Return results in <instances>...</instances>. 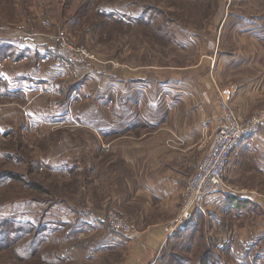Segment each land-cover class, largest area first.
I'll return each instance as SVG.
<instances>
[{
	"label": "rangeland",
	"instance_id": "obj_1",
	"mask_svg": "<svg viewBox=\"0 0 264 264\" xmlns=\"http://www.w3.org/2000/svg\"><path fill=\"white\" fill-rule=\"evenodd\" d=\"M182 1L186 4L182 9L161 1L157 10L153 11L155 19L151 25L141 22L113 27V24H110L113 20H105L106 23L103 22L99 26L100 7L117 11L127 18H140L144 0H0V28L10 27L11 32L25 30L27 40L31 38V41L37 43L30 45L26 62L28 67L25 68H34L36 72L37 68L46 70L51 78L50 82L37 83L36 87H32L35 89L32 92L34 94L28 92L24 95L21 92L18 96L0 101V124L12 126L8 134L0 137V176L7 172L18 174V179L12 181L4 179L0 187V238L6 239L0 244V264H45L36 256L28 260L22 259L15 251L18 245H14L12 250H6L9 248L7 244L11 241L8 238V228L4 226L7 221L47 225L51 218L58 217L51 209L54 203L60 201L59 207H71L76 204L73 203L74 200L84 199L86 195L96 191L90 183L91 178H95L96 175L91 172L80 173L79 168L76 169V175L73 171L66 172L65 168L57 170L58 173L53 172L50 160L56 155H65L74 150L78 158L75 162L78 161L80 166L84 163L83 158H86L84 154H98L97 149L102 148L105 152L103 159L102 156H97L96 160L92 159V164L94 167L99 165V173L106 172L107 178L112 176L113 180H116V176L119 175L120 179L118 182L115 181L116 187L120 188L119 193L124 196L132 168L122 161L107 159L110 153L114 152L112 142L117 138L121 141L128 140L130 136L142 137L147 134L150 129L143 127L147 124H141L145 121L146 114L162 112L164 79L174 78L172 74L175 72L191 76L202 85L204 98L208 94L209 99L212 102L216 101L220 108L223 95L219 87L217 88L216 66L212 69V63L215 61L212 59L214 51H211V48L216 41L215 31L224 25L222 30L225 33L224 44L221 45L225 50L237 41L233 39L232 34L252 31L264 35V17L260 16L261 13L264 15V7L260 8V13H255L260 17L245 19L242 15L231 16L233 9L227 3L228 0H217L210 17L206 19L207 8L189 15L185 12L192 3ZM237 12L242 14L240 11ZM177 14L183 15L181 19ZM220 19L222 20L217 26ZM158 26L162 27L159 31L156 30ZM166 31L169 32V36L165 34ZM44 42L46 46H54L57 55L67 62V66L69 63L74 65L70 76L54 79L49 66L38 62L39 58L34 55L33 50L35 47L45 50L42 47ZM65 42L74 50H87L93 59H83L82 54L79 59H82L81 61L69 60L59 53V46ZM250 42H256L258 47H264V37ZM245 46H249V43ZM14 55L12 53L10 63L5 65L9 70H17L23 66L22 63L13 66L17 61ZM50 57L48 61L43 59V63L51 62L52 54ZM262 57L264 58V55ZM57 62L60 63L59 59ZM224 73L227 74V70ZM254 73L257 75L252 77L253 79L263 78L261 70H255ZM76 87L79 89H75ZM209 91L212 93L209 94ZM214 92L218 93L219 99L214 98ZM263 95L262 88L257 97V104H252L253 109L246 118L264 107ZM218 115L219 113L216 118ZM166 126L165 121V124L162 123L157 128ZM99 128H105V131L100 130L99 133L95 130ZM213 135L212 129L203 131L204 142L206 140L208 142L196 154L200 160L210 149ZM121 137L122 139H119ZM106 154L107 158L104 157ZM237 160H235L237 164L232 160L229 166L227 165L224 174L226 184L237 192L234 196L247 199L249 195L242 196L240 193H254L257 197L264 198V172L258 170L255 160L251 157L243 156ZM189 170L185 186L193 175L195 166ZM126 174L127 177L124 176ZM123 179L125 181L122 182ZM34 184L38 188L34 187ZM104 193L108 194V191ZM121 205L113 207L108 205L102 212L116 210L134 224L135 220L126 212L130 211L128 205ZM259 211L253 208L249 212L246 211L247 213L240 211L242 214H238L233 210L234 218L233 214L225 217L217 205L210 212H205L215 214L214 218H208L206 215L204 218L219 225L223 222L226 228H230L224 233L217 229L211 231L212 235L218 233L220 237L223 235L220 244L222 245L225 241L234 243L241 233H248L249 239L257 234L262 237L260 225L264 218L260 219L257 214ZM179 213L180 210L168 228L177 220ZM219 214H222V217ZM163 218L162 215L154 217L155 220ZM102 223L101 231H94L97 234L86 231L78 233L77 238L70 236L67 230L60 229L61 233H57L50 227L52 235H57L56 239L52 236L51 242L40 249L42 252L40 254L49 255L50 250H53L60 255L74 258H69L68 262L64 261L65 264H132L130 254L133 253L131 250L133 246L127 245L125 240L120 241L119 246H113L116 240L112 236L116 231L109 228L104 218ZM246 223H249L251 228H245ZM41 237L42 234L39 240ZM152 239L158 240L159 250L156 262L151 264H161L159 257L163 255L162 251L167 244L166 242L163 245L165 236L157 238L153 236ZM57 241L58 249L55 245ZM92 243L95 247L90 248ZM86 244L89 246L86 247ZM197 245L198 241L195 240L190 245L192 246L190 251L182 252L177 249L174 254L197 259L199 254L197 251L200 249L195 250ZM168 246L166 247L168 253L176 249L173 245L170 249ZM262 246L259 245L253 252L261 253Z\"/></svg>",
	"mask_w": 264,
	"mask_h": 264
},
{
	"label": "crops",
	"instance_id": "obj_2",
	"mask_svg": "<svg viewBox=\"0 0 264 264\" xmlns=\"http://www.w3.org/2000/svg\"><path fill=\"white\" fill-rule=\"evenodd\" d=\"M263 2L264 0L227 1L233 9L231 16L239 17V15H242L245 19L264 17L262 13L260 16L255 14L261 12L264 7ZM237 11L242 12V14ZM222 19L218 21L217 26ZM223 28L224 25L221 29L219 26V29L215 31L214 40L216 41L211 48V51H214L212 53L214 58L212 59L215 61L212 63V69L216 66L215 77L218 81L215 79V83H218L217 88L219 87L218 89L223 97L233 105L240 119L244 120L251 113L252 104H257L260 90L264 89V58L262 57L264 47H258L256 42L251 43L250 40L263 38L264 35L252 31L232 34L233 39L237 41L225 50L221 45L224 44L225 37V33L222 31ZM27 36L25 30L11 32L10 27L3 26L0 28V101H3L4 98L18 96L21 92L27 95L28 92L35 91L32 87H36L37 83L45 84L47 81H51L48 71L37 67V72L34 68H25L28 67L26 65V62H28L27 56L29 55L28 50H30L31 44L35 43L31 41L30 36V40H27ZM227 37L229 38V36ZM247 43H249V46H245ZM42 47L46 51L35 47V50H33L34 55L39 58L38 62L41 65L47 64L49 66L54 79L65 78L72 74L74 65L69 63L67 66V62L57 55L54 46H46V42H44ZM12 53L15 54L14 57H17L15 59L17 61L13 66L16 67L17 63H22L23 66L18 67L20 69L9 70L5 67L10 63ZM50 54L53 56L52 61L43 63V59L48 61L47 59L51 58ZM57 59L60 63L57 62ZM226 70L227 74L224 73ZM255 70H261L263 78L260 80L258 77L253 79L252 77L257 75L254 73ZM42 74L45 76H41ZM89 75L87 74V76ZM172 76L174 78L162 81V112L146 114L145 118L147 120L142 118L145 119V123L142 122L141 125L147 124L143 127L150 129H147V134L142 135V137L130 136L128 140L114 139L112 142L114 152L110 153L109 158H107V154L104 156L107 159H114L115 162L122 161L123 164L132 168L129 173V182H126V194L124 196L119 193L120 188L116 187V182H118L120 176L117 175L116 180H113L112 176L107 178L106 172L99 173V165L94 167V164H92V159L96 160L97 156H102L103 159L105 152L102 148L97 149L98 154H84L86 158H83L84 163L80 166L78 161L75 162L77 157L74 150L73 152H67L65 155H56L55 158L50 160L54 169L52 171L56 173L59 172L57 170L65 168L66 172L73 171V174L76 175V169L79 168L80 170H77L80 173L88 171L96 175L95 178H91L90 183L99 195L97 196L96 191H93V193L86 195L84 199L74 200L73 203L76 204L71 207H59L60 201L54 203L51 209L55 211L53 214L58 215V217L56 219L51 218L47 223L48 228L51 227L50 229L57 231V233L67 230L70 236H75V238L78 237V233L86 231L97 234L94 231H101L102 220L107 211L102 212L104 208L108 205L112 207L115 205L122 206L121 204L128 205L130 211L126 212H129L128 214L135 220V232L126 236L111 230L114 232L112 237L116 240L113 246H119L120 241L123 240L127 242V245L133 246L131 247L133 253L130 254L132 264L156 262V255L159 250L158 240H154L152 237H166L168 225L178 215L189 169L194 168V166L196 168V164L200 161L196 154L208 142V140L204 142L203 131L212 129L214 134L215 118L219 113L217 102H212L208 94L204 98L203 88L199 82L183 72H175ZM146 82L149 83L148 80ZM75 89H79V87ZM72 91L73 89L70 95ZM211 93L209 91V94ZM213 96L219 99L218 93L214 92ZM165 121L166 127L157 128L160 124H165ZM204 124L205 130H203ZM11 127L0 124V137L8 134ZM95 130L100 133V130L105 131V128ZM119 139H122V137ZM236 153L230 157L228 166L232 160L237 164L236 159L239 161L241 157L248 156L255 160L258 170L264 172V130L241 140L236 148ZM197 159L199 160L195 164ZM103 163L106 166L104 161ZM124 176L127 177V174ZM123 181L125 180L123 179ZM106 190L108 194L104 193ZM231 195L234 196V194ZM222 199L223 197L209 209L203 208L199 211L210 212L217 205L221 209L222 205L220 204H224L223 206L231 208L233 218V210L237 211L238 214H242L240 211L249 212L253 208L257 211L260 210L257 213L260 219L264 218V198L257 197L254 193L247 197L248 200L253 202V205L248 208H236ZM157 215H162L164 218L155 220L154 217ZM219 216L222 217V214H219ZM215 228H219L218 223L214 224ZM245 228H251L249 223H246ZM226 229L230 230L229 227ZM260 229L262 237L257 234L249 239L248 233H241L237 241L236 237L234 243L228 242L230 247H228L227 264H264V222L260 225ZM222 237L223 235L221 239ZM261 244L263 245L261 253H254V249ZM87 246L89 244H86ZM92 247H95L93 243L90 245V248ZM60 257L66 262L71 258L62 254Z\"/></svg>",
	"mask_w": 264,
	"mask_h": 264
},
{
	"label": "trees",
	"instance_id": "obj_3",
	"mask_svg": "<svg viewBox=\"0 0 264 264\" xmlns=\"http://www.w3.org/2000/svg\"><path fill=\"white\" fill-rule=\"evenodd\" d=\"M161 1H164L166 5L175 6L178 9H182V7H185L186 5L182 0H144V3H142L143 6L142 7L143 10L141 11L142 16L140 18H127V16H124V14L122 15L117 11L105 10L104 7H100L98 9V12L101 17V20L98 21L99 26L100 24H103L105 20H113V23H110L113 24V27L116 25L120 27L121 25H128L132 23L137 24L141 22L146 23L147 25H151L155 19V14L153 11L157 10V7L161 4ZM187 1L191 2L192 4L188 5V11L185 13H189V15H192L194 12H199L201 9L203 10L207 8L208 13L205 16L206 19L210 17L211 15L210 13L213 10V5L217 4V0H187ZM177 16L181 19L183 15L177 14ZM105 23L106 22H104V24ZM160 28L162 27L158 26L156 27V30L159 31ZM165 34L167 36L170 35L168 31H166ZM4 179H10L11 181L12 179H18V174H14V172L13 173L7 172V174L5 173L1 175L0 187L1 185H3ZM34 187L38 188L36 184H34ZM222 200L225 202H229L231 206L233 205L236 208H248L250 205H253V202H251L250 200L243 198L240 199L231 194H225ZM199 210L200 209H198L195 212L194 218L192 220L185 223L183 228L178 230L168 239V242L164 250L162 251L163 255L159 257V259L161 258V264H171V263L227 264L226 260L228 259V251H229L228 247H230L229 243L225 241L223 242L222 246L220 245L221 243L219 244V241L221 240L219 233L213 235L211 234L212 233L211 231H213L214 229L215 221L211 222V220L208 221V219L206 218L208 216V218L213 219L215 214L213 215L212 213L209 214ZM221 211L222 213H224L225 217L229 214H232L231 208L227 206L224 207L222 206ZM204 215H206L205 218ZM4 226L8 228L7 230V233L9 234L8 238L11 240L9 241L10 244H7L9 248H6V250L7 249L12 250V248H14V245H18L16 246L15 251L24 260L25 259L28 260L36 256L40 259L41 262L45 264H65L64 260L60 257V255L53 250H50L49 255H45L44 253L43 255L40 254L42 253L40 249H43L45 244L51 242L52 236L53 239H56L55 238L56 236L52 235V232L49 230L47 225L44 224L37 225L31 222L28 224L27 223L23 224L22 222L11 220V221H7ZM216 229L217 231H220V233H224L227 231L226 226L224 225L223 222H221L219 228H215V230ZM40 234H42V237L39 240ZM184 238L186 239L185 243H184ZM195 240L198 241V245H197L198 247L195 250L200 248L197 251L199 253L197 259L193 260L190 257H186L179 254L177 256L176 254H174L176 253L175 251L177 249L182 252L190 251V249L192 248V246L190 245ZM3 241L4 242L6 241L5 237L0 238V244ZM21 242L22 244H19ZM55 245H57V249H58L59 248L58 241ZM171 245H173L176 249L174 251H169L168 253L166 251V247L168 246L170 249ZM22 249H23V254H21ZM166 253H168V255Z\"/></svg>",
	"mask_w": 264,
	"mask_h": 264
},
{
	"label": "built area",
	"instance_id": "obj_4",
	"mask_svg": "<svg viewBox=\"0 0 264 264\" xmlns=\"http://www.w3.org/2000/svg\"><path fill=\"white\" fill-rule=\"evenodd\" d=\"M59 53L71 61H81L82 59H79L82 54L84 55L83 59H93L87 50H74L67 46L66 42L59 46ZM263 130L264 107L242 120L230 101L222 97L219 115L216 118L212 145L197 163L193 175L187 181L179 216L168 228L163 245H165L169 237L183 228L185 223L194 218V214L198 209H209V207L217 204L225 194L235 195L237 193L224 180L229 159L232 154H237L236 148L241 140ZM240 195L250 194L240 193ZM104 219L109 228L123 235L128 236L135 232L133 222L116 210H108Z\"/></svg>",
	"mask_w": 264,
	"mask_h": 264
}]
</instances>
